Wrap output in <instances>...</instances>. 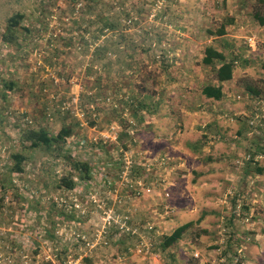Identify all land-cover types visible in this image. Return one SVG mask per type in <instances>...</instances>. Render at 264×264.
Segmentation results:
<instances>
[{"label":"rangeland","instance_id":"obj_1","mask_svg":"<svg viewBox=\"0 0 264 264\" xmlns=\"http://www.w3.org/2000/svg\"><path fill=\"white\" fill-rule=\"evenodd\" d=\"M87 6L0 0V264H264V26L253 17L264 8L100 0L89 16ZM15 13L24 18L11 47L1 36ZM99 14L115 32L99 31ZM229 19L225 36L210 35ZM207 46L237 60L220 101L201 94L215 84L201 62ZM62 126L72 130L64 151L89 165V181L62 157L21 146V130ZM17 152L20 174L9 170ZM124 216L135 235L120 229Z\"/></svg>","mask_w":264,"mask_h":264},{"label":"trees","instance_id":"obj_2","mask_svg":"<svg viewBox=\"0 0 264 264\" xmlns=\"http://www.w3.org/2000/svg\"><path fill=\"white\" fill-rule=\"evenodd\" d=\"M74 5H78L79 1L82 0H71ZM88 2L87 13L89 16L96 15V11L98 10L100 0H86ZM258 3L261 7L264 8V0H258ZM261 10V8H260ZM262 11V10H261ZM99 17L95 16L96 22L100 24L99 31L107 30L115 32L118 23L115 21H109L104 16ZM254 19L260 26H264V11L263 15L259 10L255 11L253 15ZM24 16L20 13H15L7 19L5 31L1 36V41L4 44H7L11 47H17V31L20 28V24L23 21ZM90 18V17H89ZM94 19V17H93ZM232 19L226 20V23L222 24L220 28L215 33H211L210 35H214L215 37H223L225 36V28L229 24H232ZM25 31H28L27 29ZM98 31V32H99ZM97 55H101V52H96L93 56L95 58ZM237 60L235 59H227L226 56L222 53L214 49L212 46H207L204 49V55L201 60L204 66L212 69L213 72V80L215 84H207L202 90L201 94L206 98L213 101H220L223 98V92L221 85L225 82H228L232 79L233 71L235 68V63ZM248 61L243 62V66L246 65ZM264 67V64H263ZM16 83L8 80L3 82V86L7 91L13 92L16 88ZM98 87V86H97ZM245 92L250 94L251 96H258L260 94V90L251 84H247L245 86ZM93 125V122L90 123ZM72 135L71 128L67 126H62L60 130L53 134L46 130L45 128L33 129L28 128L25 130H21L20 143L24 149L33 150V149H42L45 153H50V155H57L62 157L67 164L69 165L72 171L77 173V179L80 181H89L90 179V167L87 163H81L73 160L71 156L64 151L65 141ZM124 138H128L127 135H123ZM26 146V147H25ZM25 156L21 152L13 153L10 156V160L12 162V166L9 168L11 173H22V164L25 161ZM258 173L262 172L261 169L257 170ZM60 185L67 189L73 190L75 187V182L72 179L61 178L59 180ZM128 223V222H127ZM193 226L192 222L183 224L176 228L170 235L162 236L159 239V246L162 250H167L176 244L184 235V233L189 230ZM89 263V259L85 258V262Z\"/></svg>","mask_w":264,"mask_h":264},{"label":"built area","instance_id":"obj_3","mask_svg":"<svg viewBox=\"0 0 264 264\" xmlns=\"http://www.w3.org/2000/svg\"><path fill=\"white\" fill-rule=\"evenodd\" d=\"M246 44H247V47H248L250 50H251V49L254 50V49H255V39H254V37H252V36L247 37V39H246ZM130 164H131L130 162H126V174H125L126 176H127V173H128V168L131 167ZM145 191H146L147 193H149V192H150V188H146ZM242 202H243V198H242V196H240V198L237 200V206H236L237 211H239V210L241 209ZM110 213H111V212H108V213H107V216H106V218H105V221H106L107 223L112 219ZM122 219H123V220L120 221V229H124V227L127 226V222H128V217H127V216H124ZM127 227H128V226H127ZM128 228H129L128 230H127V228H126V231H130V232L132 233V235H135V233L138 231L136 228H133V230H131L130 227H128ZM148 229H151V227L148 226Z\"/></svg>","mask_w":264,"mask_h":264}]
</instances>
